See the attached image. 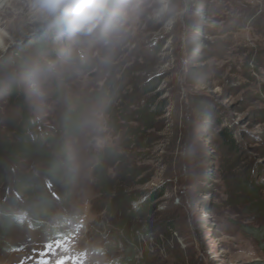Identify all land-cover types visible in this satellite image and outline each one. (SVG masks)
Segmentation results:
<instances>
[{
	"label": "rangeland",
	"instance_id": "obj_1",
	"mask_svg": "<svg viewBox=\"0 0 264 264\" xmlns=\"http://www.w3.org/2000/svg\"><path fill=\"white\" fill-rule=\"evenodd\" d=\"M167 2L152 18L160 0H114L112 31L70 36L31 0H0V205L15 203L19 219L0 264H264V0ZM15 88L62 146L46 149L62 175L40 229V189L17 195L16 184L34 176L47 188L50 163L13 143ZM102 174L137 200L112 210ZM155 194L148 214L128 219Z\"/></svg>",
	"mask_w": 264,
	"mask_h": 264
},
{
	"label": "trees",
	"instance_id": "obj_2",
	"mask_svg": "<svg viewBox=\"0 0 264 264\" xmlns=\"http://www.w3.org/2000/svg\"><path fill=\"white\" fill-rule=\"evenodd\" d=\"M114 3V0H113ZM36 46L41 52L46 51L48 59L54 64L59 61V56L52 50V47L54 45L53 40H50L49 42L45 38H41L40 40L38 39ZM54 85V94L55 95H61L59 92V81L56 83H52ZM154 85H152L153 87ZM54 95V97H56ZM11 99L12 101L15 100V104H17L20 113H19V125L15 129V131L12 133V139H14L13 143L16 145V149L19 153H23L26 156L29 157H36V158H48L49 163H50V168L47 173L44 174V182L47 183V188L43 187V183L41 181H38L36 177H32L30 179V176H24L22 179L17 181L16 184V194L19 195L20 192L26 191L28 193H31L29 189L31 186L34 184L41 191V198L38 200H33L35 202V211L32 212V217L31 221H33L34 227L40 229L41 227L44 228V225L47 224L52 218V214L54 212L55 208V201L58 198V193L56 192V187H55V179L58 177H61L62 175V170L61 167L58 165V162H56L52 155H49L50 153L47 152V146L50 147V149H54L55 152L60 153L59 150L62 149V146L58 144V141H56V136L54 135L55 133L54 128H48L45 126L46 122L45 120H42L39 118L42 117L41 112L39 113L40 109L36 108H28L26 106V101H25V94L22 93V91H19L17 88L12 90L11 94ZM33 109V110H32ZM45 114V113H44ZM71 121V122H70ZM72 121L73 119L69 118L68 121L65 122L66 127L64 130L72 129ZM63 132V131H61ZM76 132V131H75ZM43 133L44 136H41L40 134ZM221 137L224 141V144L229 150H236L237 145L236 141L234 140L232 133L226 128L223 129L221 132ZM43 137V138H42ZM63 137V136H62ZM43 147V148H42ZM43 149V150H42ZM3 148L0 146V164L3 163ZM4 176H0V179ZM102 185L103 189L105 192H108L110 197L114 194H116L113 197L112 200V205L110 208L115 211V209L118 206H126V205H131L134 201H136V197L132 196L131 194H126L124 192H119L117 190L112 189L114 186L111 185L109 179L102 174ZM41 179V178H40ZM32 182V184H30ZM29 187V188H28ZM104 192V193H105ZM117 196V197H116ZM117 198H120V202L118 204ZM160 198L158 194H155L150 200L146 201L142 207L136 211V212H131L130 217L128 219H132L133 217H142L145 214L149 213V210L151 206ZM114 204V205H113ZM116 204V205H115ZM6 206L0 205V225L2 226L0 229V247L3 245L4 238L7 237L8 232L12 229V227L15 225H18L19 219L18 215H15L12 213V210L14 209L15 211V203L13 206H8L9 208H5ZM20 208V207H19ZM108 209V208H107ZM22 212L25 213V210L22 208ZM29 214H31L30 211H27ZM27 213V214H28ZM35 213V214H33ZM60 218L62 221H67L69 220V215L67 214H62L60 215ZM68 222V221H67ZM66 222V223H67ZM60 223V222H59ZM128 227V225H127ZM46 230V228H45ZM48 235L55 237L56 235L60 234L61 231L57 227H51L49 228ZM127 263V260H125ZM124 262V263H125ZM131 264V263H127Z\"/></svg>",
	"mask_w": 264,
	"mask_h": 264
},
{
	"label": "clouds",
	"instance_id": "obj_3",
	"mask_svg": "<svg viewBox=\"0 0 264 264\" xmlns=\"http://www.w3.org/2000/svg\"><path fill=\"white\" fill-rule=\"evenodd\" d=\"M31 7L45 22L59 21L70 36L89 35L102 24L112 31L116 15L113 0H31ZM169 11L167 0H160L152 18H160ZM98 143L103 146L102 139Z\"/></svg>",
	"mask_w": 264,
	"mask_h": 264
},
{
	"label": "snow or ice",
	"instance_id": "obj_4",
	"mask_svg": "<svg viewBox=\"0 0 264 264\" xmlns=\"http://www.w3.org/2000/svg\"><path fill=\"white\" fill-rule=\"evenodd\" d=\"M60 264H63V261H61Z\"/></svg>",
	"mask_w": 264,
	"mask_h": 264
}]
</instances>
